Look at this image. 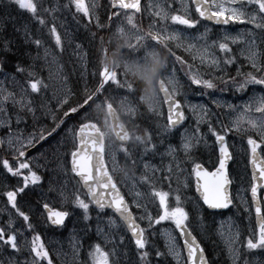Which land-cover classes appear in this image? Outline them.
Here are the masks:
<instances>
[{
	"label": "snow or ice",
	"instance_id": "6c2138e0",
	"mask_svg": "<svg viewBox=\"0 0 264 264\" xmlns=\"http://www.w3.org/2000/svg\"><path fill=\"white\" fill-rule=\"evenodd\" d=\"M63 11L78 25L85 21L90 42L97 36L92 28L135 25L138 14L141 23L146 15L151 45L163 42L169 58L158 105L145 111L135 87L102 62L104 50L83 51L73 38L68 47L79 68L74 64L72 73L83 87L49 94L37 78L43 72L39 54L31 57L23 47L39 53L44 42L30 24L43 31L51 23L55 51L44 48V58L62 56L65 41L55 19ZM205 22L225 30L214 32ZM231 25L244 30L229 31ZM21 33L23 41L16 39ZM63 80L67 85L70 76ZM189 90L208 102L187 103ZM232 97L243 103H229ZM97 101L113 107L127 102L144 128L135 148L127 134L119 137L111 170L89 115ZM236 142L243 146L247 199L242 214L229 217L222 260L206 251L192 225L223 237L225 222L214 217L240 207L233 193L244 179L232 168L239 164ZM120 155L139 173L131 176L130 194L121 187L129 175L120 181L114 176ZM0 197L8 212L0 223V264H55L52 249L63 255L65 247L72 264H264V0H0Z\"/></svg>",
	"mask_w": 264,
	"mask_h": 264
},
{
	"label": "rangeland",
	"instance_id": "374dc122",
	"mask_svg": "<svg viewBox=\"0 0 264 264\" xmlns=\"http://www.w3.org/2000/svg\"><path fill=\"white\" fill-rule=\"evenodd\" d=\"M57 2H59L61 4H67L68 0H57ZM96 2H97V0H96ZM85 3L91 4L92 0H85ZM100 15H101L104 23L107 24V19H106V16L104 15V13L101 12ZM14 16H15V14H14ZM21 16L19 18H21ZM25 18H26V16H25ZM122 19H123V17H122ZM55 23H56L58 31L61 32V35L65 41V48H66V44H67L66 41H68L69 38H71L69 36H72V38L74 39V42L79 43L83 39L87 43H94V41L90 42L91 41V35H88L86 33V30L84 27L85 21L82 20L80 22V24L78 25L76 23V20L73 19V15L71 13H69L68 11H63V12L59 13L55 19ZM34 24H35L34 22L30 24V27L32 29V33L34 35H39L45 41L46 40H53L48 35V29L51 27V23H49L48 27L44 28L43 31H41V26H39L38 24H36L37 26H32ZM89 27H91V25ZM128 27L131 28L130 32L133 33L135 31V33L139 37V33L141 31L136 29L134 25L132 26V25L127 24L125 21V23L122 24V26H120V28H123V30H121L119 32V33H121L119 36L120 40H121V37L125 33L126 34L128 33ZM132 27H134V28H132ZM223 29L224 28H221L218 31L221 32ZM228 30L231 31V29H228ZM146 31L150 32L147 29H146ZM201 31H203V29H201ZM94 32L97 33V31H95V30H94ZM112 33H113V29L110 30V33L107 36L104 32H101L100 34L97 33L96 39L98 38L99 42H102L105 39V37L109 38L112 35ZM191 33L185 32V35H188ZM149 35H151V33ZM119 39L115 43L117 45V47L114 48L117 52H119L120 51L119 48H122L125 44V43L123 44ZM145 42L150 43V37L146 36ZM133 43H134V41L131 43V42H129V40L126 39L125 47H127V48H133L134 47L135 48V44H133ZM153 47H155V48L150 50V59L149 60L145 59L144 56L141 55L140 58L136 62H133V65H129V69L132 72L137 73L138 77L139 78L141 77V79L144 81L145 87L146 86L153 87L154 96H151L150 92H147L146 89H144V93L142 94V106L144 107L143 109H145V111L154 105H158V95H157L158 89H157V83L155 81V70L159 66V63H160L161 51L160 50L156 51V48L160 47V46H153ZM44 48H47L49 50V48L47 46H44ZM44 48H43V53H44ZM83 51H84V48H83ZM49 52H51V51L49 50ZM72 53H73V49L71 47H68L67 52L66 51L64 52V54H66V55L63 59L65 60L66 63L71 65V69H72L74 64L77 68H79V63L77 62L75 55H72ZM165 54H166V50H164V55ZM106 55H107V52L104 51V54L101 57V60L106 58ZM70 57H71V61H70ZM48 59L50 60V63L52 64L53 75H54V78H53L54 82H53L52 88L55 87L54 89L56 90L57 93H62L63 89H65L67 87V85L64 84L61 65L59 64V62L57 61L56 58H55V61H53L52 56H49ZM44 60H45V58H44ZM105 65L107 66V64H105ZM164 65H165V63H164ZM116 66H119L118 62L116 63ZM115 69H117V68L115 67ZM92 70L93 69L91 68L90 72ZM116 71H118L120 73V70L117 69ZM161 73H158V75H159L158 80L162 79ZM120 75H121V73H120ZM142 86H143V84H142ZM248 95L249 94L245 95V100L248 99ZM200 97L203 98L205 96L199 95L198 91L189 90L188 94L186 96V102L191 103V104H198V100H196V98H200ZM206 97H208V96H206ZM113 103L115 105L114 107H116L120 111V113H121L122 117L124 118L126 124L131 129V136H130L131 139L129 140V146L132 148H135L137 146V141L135 138H136V136L143 134V132H144L143 125L137 124L134 121L133 114L130 113L128 110L127 102L114 101ZM235 103L241 104V103H243V101H241V102L238 101ZM108 106L109 105H107L106 103L101 104L100 101H97L96 104H94L92 109L90 110L89 115H90L91 119H94L98 122V124L103 129V131L106 135L107 150H108L107 163H108V166L111 170L112 167L114 166L113 157L115 156V153L118 151L120 144L116 140L115 135H114L112 128H111V123H110L109 115H108V111H107ZM164 110H165V108H164ZM165 114H166V111H165ZM188 115H189L190 119L186 123L189 127H191L193 125L192 124L193 119L191 118L190 113ZM48 121H50V123H51V118H49ZM230 143H232V141H230ZM46 148H47V145H45V149ZM43 150L44 149H41V151H43ZM235 151L239 154L237 157L239 160V164L233 165L232 168H233L234 172H238L244 179H243L242 183L235 184V195L238 194V196H239L236 203L240 207L239 208L234 207L231 212H225L224 215H222V216L214 217L217 224H219L221 221L225 222L224 228H223L224 236L221 237L220 235H218L216 233H206L204 231L203 227H198L195 223L192 225L193 229L196 230L195 232L199 236V238L206 241V244L209 245L210 250L214 254L213 258L219 256L222 258V260L225 258L222 255L226 251L225 240L227 239V237L230 234V228H229V224H228L229 217H233V219H235V217L240 216L242 214V208L244 206L241 203V201H242V199H247L244 196V188L247 186V175L244 171L243 146L239 142L235 143ZM33 154L38 155V153H35V152ZM116 164H117V166H116L114 176L118 181L124 180L126 173L130 177L126 181L127 187H124L123 185H121L123 191L125 193L130 194L133 190L132 185L134 183V181L131 179V176L136 175L138 178L139 173L136 172L135 170H133L131 165H127V166L124 165V158L122 155L117 156ZM174 186L175 185H173V187ZM159 187H160V185H157V188H159ZM164 190H167V188L165 187ZM128 199L129 200L131 199L130 195H128ZM5 209H6L5 201L0 200V223L6 222L8 219V212ZM134 211H135V209H134ZM211 219H213V218H210L209 222H211ZM245 224H249V218L248 217H245ZM254 225H255V223H254V219H253V215H252L250 226H254ZM170 230H171V228H169V231ZM44 235H45L47 241H49V242L53 239V237H51L47 233V231H45ZM66 237H67V233H65V239L63 240V243L65 245H67ZM55 239L61 240V237L59 235H57L55 237ZM164 243H165L164 237L161 236L159 238L160 246L162 247ZM53 250H54L55 257H57L56 262L58 264H72L73 257H72L71 251L67 247H65L63 255H60L58 253L57 249L53 248Z\"/></svg>",
	"mask_w": 264,
	"mask_h": 264
},
{
	"label": "water",
	"instance_id": "95a60500",
	"mask_svg": "<svg viewBox=\"0 0 264 264\" xmlns=\"http://www.w3.org/2000/svg\"><path fill=\"white\" fill-rule=\"evenodd\" d=\"M111 120H112L114 131L118 137L128 134L127 130L125 129L122 122L120 121V118L114 109H111ZM92 128L95 132H99L101 134V139L105 143L104 136L96 123H93Z\"/></svg>",
	"mask_w": 264,
	"mask_h": 264
},
{
	"label": "trees",
	"instance_id": "16d2710c",
	"mask_svg": "<svg viewBox=\"0 0 264 264\" xmlns=\"http://www.w3.org/2000/svg\"><path fill=\"white\" fill-rule=\"evenodd\" d=\"M9 30H10V26H9ZM85 44H87V42H86ZM23 50H24L25 53L29 54L31 57H37V55H36L37 52H36V51L26 49L25 47H23ZM96 50H97L98 52L100 51V49L98 48V44H97V43L94 44V48L91 49L90 52L95 53ZM33 52H34V53H33ZM37 54H38V53H37ZM44 83L48 84V87H49V94H50V82H49V79H48L47 77L45 78ZM77 87H80V84H78ZM49 124H50V123H49ZM55 264H58V263L55 261Z\"/></svg>",
	"mask_w": 264,
	"mask_h": 264
},
{
	"label": "bare ground",
	"instance_id": "6f19581e",
	"mask_svg": "<svg viewBox=\"0 0 264 264\" xmlns=\"http://www.w3.org/2000/svg\"><path fill=\"white\" fill-rule=\"evenodd\" d=\"M179 28H183V26H178ZM244 30V26L242 25H236V31H243ZM187 32V30H186ZM200 104H203V102H199Z\"/></svg>",
	"mask_w": 264,
	"mask_h": 264
},
{
	"label": "flooded vegetation",
	"instance_id": "af4514ba",
	"mask_svg": "<svg viewBox=\"0 0 264 264\" xmlns=\"http://www.w3.org/2000/svg\"><path fill=\"white\" fill-rule=\"evenodd\" d=\"M94 30V29H93ZM105 34H107V33H109L110 32V30H102Z\"/></svg>",
	"mask_w": 264,
	"mask_h": 264
}]
</instances>
